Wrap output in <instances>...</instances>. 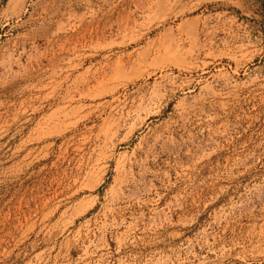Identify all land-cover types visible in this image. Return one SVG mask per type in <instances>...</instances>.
Wrapping results in <instances>:
<instances>
[{
  "label": "rangeland",
  "instance_id": "374dc122",
  "mask_svg": "<svg viewBox=\"0 0 264 264\" xmlns=\"http://www.w3.org/2000/svg\"><path fill=\"white\" fill-rule=\"evenodd\" d=\"M0 264H264V0H0Z\"/></svg>",
  "mask_w": 264,
  "mask_h": 264
}]
</instances>
